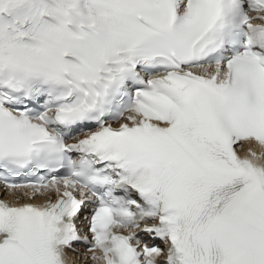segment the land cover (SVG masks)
<instances>
[{
	"label": "snow or ice",
	"instance_id": "1",
	"mask_svg": "<svg viewBox=\"0 0 264 264\" xmlns=\"http://www.w3.org/2000/svg\"><path fill=\"white\" fill-rule=\"evenodd\" d=\"M0 188V264H264V0H0Z\"/></svg>",
	"mask_w": 264,
	"mask_h": 264
},
{
	"label": "bare ground",
	"instance_id": "2",
	"mask_svg": "<svg viewBox=\"0 0 264 264\" xmlns=\"http://www.w3.org/2000/svg\"><path fill=\"white\" fill-rule=\"evenodd\" d=\"M82 261H83V260H82ZM82 261H81V262H82Z\"/></svg>",
	"mask_w": 264,
	"mask_h": 264
}]
</instances>
